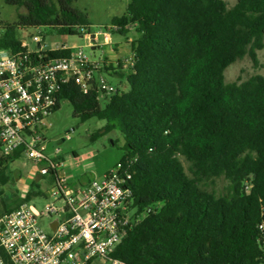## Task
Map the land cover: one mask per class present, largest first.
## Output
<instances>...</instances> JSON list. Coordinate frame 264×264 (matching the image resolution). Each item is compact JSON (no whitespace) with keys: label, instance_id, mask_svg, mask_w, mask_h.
Wrapping results in <instances>:
<instances>
[{"label":"trees","instance_id":"obj_1","mask_svg":"<svg viewBox=\"0 0 264 264\" xmlns=\"http://www.w3.org/2000/svg\"><path fill=\"white\" fill-rule=\"evenodd\" d=\"M4 1L24 12L13 25L0 21V50H26L18 28L93 33L88 13L76 7L79 0ZM111 25L123 36L131 29L139 34L131 42L134 65L121 73L129 90L118 88L102 106L100 92L84 93L71 81L55 110L67 100L83 123L105 121V134L98 131L94 141L120 133L123 153L107 173L136 160L128 183L136 214L111 257L126 264H262L264 76L227 83L225 71L246 57L260 66L264 0H237L232 8L224 0H130ZM47 54L63 58L71 51ZM22 157V151L0 156V171ZM46 178L48 185L55 181ZM221 179L227 185L219 192ZM43 196L34 182L25 198H10L4 214Z\"/></svg>","mask_w":264,"mask_h":264},{"label":"built area","instance_id":"obj_2","mask_svg":"<svg viewBox=\"0 0 264 264\" xmlns=\"http://www.w3.org/2000/svg\"><path fill=\"white\" fill-rule=\"evenodd\" d=\"M118 29L104 27L94 39L85 29L77 33L93 49L100 36L104 45L111 44ZM3 32L0 27V39ZM33 41L39 47L36 51L25 43L26 50L17 53L0 50V156L22 151L42 177L54 178L55 203L41 208L27 202L0 216V264H88L96 259L126 264L111 254L127 236L136 214L134 193L128 187L136 160L118 164L101 179L86 180L89 173L68 175L65 161L58 160L60 151L51 158L44 146L45 119L57 109L65 85L74 81L84 93L96 89L109 95L119 89L108 80L104 58L91 60L84 47L68 45L54 50H70V56L52 58L50 50L43 49L41 36ZM134 62L132 54L127 70ZM47 219L51 222L44 226ZM258 228L264 247V221Z\"/></svg>","mask_w":264,"mask_h":264},{"label":"rangeland","instance_id":"obj_3","mask_svg":"<svg viewBox=\"0 0 264 264\" xmlns=\"http://www.w3.org/2000/svg\"><path fill=\"white\" fill-rule=\"evenodd\" d=\"M129 1L79 0L76 3V7L88 13L94 34L100 32L104 27H110L115 17L125 15ZM224 1L229 8L234 7L237 3V0ZM22 12H24V9L7 5L4 0H0V21L2 25L15 24L18 20V14ZM16 34L17 38L22 43H25L31 51L39 49L38 44L33 41L34 36H41L43 40L42 46L45 50H54L66 45L71 47H84L91 60L99 59L108 53L110 49V45H107L93 50L89 47V40L87 38H80V35L60 36L51 33L47 28H18ZM112 35L115 42H120L125 39L123 35L115 31ZM138 37L139 34L134 29H131L128 38L137 39ZM100 40L104 42V37L100 36ZM258 54L260 61L259 67L254 65L250 57L237 61L225 71L226 82L242 83L255 75L264 76V49L259 51ZM108 80L114 86H121L122 80L118 77L109 76ZM125 90H129L128 84H126ZM109 96V94L100 93V103L102 106L106 105ZM105 125V121H98L97 119L83 123L80 119L74 118L71 103L64 100L61 103V108L45 119L44 146L46 148V154L53 158L56 152L60 151L59 156L65 161L64 171L70 176H73L74 170L78 173L77 176L82 175L84 171H88L87 173L92 177L101 179L121 157L125 144L119 132L109 133L94 141L92 136L98 131H100L101 135L105 134ZM113 140H116L118 143L114 148L111 143ZM184 163L188 169L189 164ZM47 181L46 177L40 175L39 167L25 157L16 161L4 172L0 171V216L5 213V206L6 203H10V198H25L34 182L40 183L45 191V196L35 198L32 202L41 208L54 204L55 200L51 196L53 186L48 185ZM226 185L227 181L221 179L217 181L215 188L219 192H222ZM61 205L62 203L56 204L59 207ZM50 222L51 220L47 219L42 224L46 226ZM95 264L109 263L96 259Z\"/></svg>","mask_w":264,"mask_h":264},{"label":"crops","instance_id":"obj_4","mask_svg":"<svg viewBox=\"0 0 264 264\" xmlns=\"http://www.w3.org/2000/svg\"><path fill=\"white\" fill-rule=\"evenodd\" d=\"M130 32H131V30H130ZM112 36H111V44H109L110 45L109 52L100 58H104V60H105V65L109 70L108 72H106L108 77L109 76L110 77L115 76V77L120 78L122 80L121 86H119V87L116 86V87L119 88L121 91H126L125 86H126L127 82L125 79H122L121 73H125L127 71V64H126L127 60L133 54L132 49H131V42L134 41L135 39L128 38V35H126V36H124L125 39L123 41L115 42L113 40ZM93 44L95 46L93 48V50L99 49L102 46H107V45H104L102 40H100V37H98V40H95L93 42ZM75 172L76 171L74 170L73 175L77 176L78 173L77 172L75 173ZM84 172H83V174H84ZM87 172H85V173H87Z\"/></svg>","mask_w":264,"mask_h":264},{"label":"water","instance_id":"obj_5","mask_svg":"<svg viewBox=\"0 0 264 264\" xmlns=\"http://www.w3.org/2000/svg\"><path fill=\"white\" fill-rule=\"evenodd\" d=\"M95 34H92V39H94L95 38ZM81 38H84L83 36H80ZM95 41V40H94ZM256 176H254V178H255Z\"/></svg>","mask_w":264,"mask_h":264}]
</instances>
